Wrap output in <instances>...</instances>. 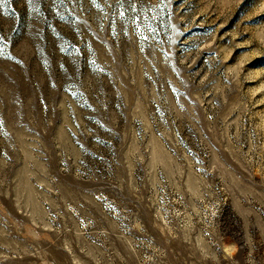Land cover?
Returning <instances> with one entry per match:
<instances>
[{
    "label": "rangeland",
    "instance_id": "rangeland-1",
    "mask_svg": "<svg viewBox=\"0 0 264 264\" xmlns=\"http://www.w3.org/2000/svg\"><path fill=\"white\" fill-rule=\"evenodd\" d=\"M0 264H264V0H0Z\"/></svg>",
    "mask_w": 264,
    "mask_h": 264
}]
</instances>
